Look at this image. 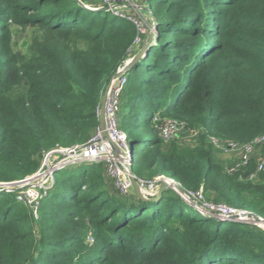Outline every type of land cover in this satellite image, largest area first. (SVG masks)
I'll return each mask as SVG.
<instances>
[{
	"label": "trees",
	"instance_id": "1",
	"mask_svg": "<svg viewBox=\"0 0 264 264\" xmlns=\"http://www.w3.org/2000/svg\"><path fill=\"white\" fill-rule=\"evenodd\" d=\"M143 1L155 41L127 72L120 113L135 176L162 174L264 220V173L247 178L255 160L229 175L211 146L166 150L150 127L159 114L226 142L264 135V0ZM82 3L0 0L1 185L32 177L55 149L86 145L100 126L104 87L138 31ZM11 25L38 30L26 54L11 49ZM103 170L84 162L59 171L38 219L16 192L0 191V264H264L262 229L205 217L176 192L123 199L107 190ZM80 212L94 224L87 249Z\"/></svg>",
	"mask_w": 264,
	"mask_h": 264
},
{
	"label": "built area",
	"instance_id": "2",
	"mask_svg": "<svg viewBox=\"0 0 264 264\" xmlns=\"http://www.w3.org/2000/svg\"><path fill=\"white\" fill-rule=\"evenodd\" d=\"M99 1L101 5L99 9H93L94 11L106 9L112 11L117 16L129 20L123 13L116 12L112 8L111 0ZM86 8L91 7L86 6ZM140 41V36H138L135 45L139 44ZM131 62L132 60L126 66L120 68L118 73L104 87L102 96V99L105 98L104 129L101 130L99 126L94 137L84 146L68 149L58 148L46 154L41 168L33 175L35 176L33 179L39 176L41 177V181L46 183L54 182L56 173L65 168L84 162H101L105 165L106 176L115 181V186L121 193H127L135 187L139 191H148L151 194L158 191L160 187L165 188V185L169 184L184 201L195 205L205 217L216 215L224 221H230L235 218L239 222L254 220V214L248 211L238 210L225 203H208L203 190L198 193L185 191L179 183L163 176L157 177L150 182H145L135 176L133 172L134 157L132 149L127 133L120 127L123 95L128 83V71L126 69ZM101 107L102 100L97 108L98 117L101 114ZM158 135L165 148L170 146L171 143H177L181 147L193 148L211 146L216 153L226 152L230 154L234 161L225 169V172L229 175L245 173L252 160H255L256 167L247 176L248 180L257 182L260 180V175L264 173V135L253 139L249 143L226 142L207 134L204 128L191 127L184 121L169 118L158 126ZM51 156L55 157L53 162H49ZM16 198L19 203L28 209L32 208L27 204L26 198L21 196L20 193H16ZM31 210L33 211V215L34 212L36 214L34 208Z\"/></svg>",
	"mask_w": 264,
	"mask_h": 264
},
{
	"label": "rangeland",
	"instance_id": "3",
	"mask_svg": "<svg viewBox=\"0 0 264 264\" xmlns=\"http://www.w3.org/2000/svg\"><path fill=\"white\" fill-rule=\"evenodd\" d=\"M84 7H91L88 9H99L100 1L99 0H84V3H82ZM112 8L116 12L123 13L125 16L129 18V20L134 23L135 27L138 29V36H140V43L135 45L133 50L130 53V57L125 63V66L128 62H130L135 56H137L145 47L147 48L150 44H152L155 41V35H156V22L153 18L152 12L145 6L144 1L143 3H139L138 0H111ZM144 32V33H143ZM38 35V30L36 28L31 27H17L15 25H11L10 27V46L11 49L14 52L24 53L29 49V43L36 38ZM152 35V40H150V37ZM145 48V51H146ZM166 119V117L160 116L159 114H156L153 118V121L150 125L151 129L158 135V126H160ZM173 143L168 146L166 150H169L172 147ZM139 152H142V150H139ZM216 161L219 163L224 169H226L231 163H233V158L230 156V154L226 152H217L215 153ZM45 159V158H44ZM55 157L51 156L49 158V162H53ZM44 161V160H43ZM137 161V160H136ZM43 163V162H42ZM135 163V160H134ZM64 170V169H63ZM59 173H56V176H58ZM166 177L162 174L156 175L152 178H141L143 181H153L157 177ZM32 176L27 179V182L25 184L21 185H15L10 187V191L18 192L21 196H24L26 198L27 204L32 207L31 209L36 210V214L34 212L35 218L38 219L39 217V208L42 202H44L52 193V190L55 187V182H44L41 181V177L37 176L33 179ZM168 178V177H166ZM32 179V180H31ZM103 179H104V185L106 186L107 190L112 193L116 194L119 197L126 199V200H142V201H151L152 199H156L159 195V192L163 189V187H160L158 191H155L153 193H149L148 191L142 192L138 189H135L133 187L129 192L127 193H121L117 187L115 186V181L109 177L106 176L104 170H103ZM165 191L163 192V195L165 193L170 192H176L175 189L167 184L165 185ZM209 197V198H208ZM206 195V201L208 203L212 204H218L216 203V196L212 195L209 196ZM37 208V209H36ZM30 209V208H29ZM30 209V210H31ZM32 211V210H31ZM33 212V211H32ZM210 218L221 220L220 217H217L216 215H210ZM78 222L81 224V227L83 229V237H84V244L82 245L83 249H87V247H92L95 243V238L93 236L94 233V224L90 222L89 215L87 212H80V216L77 218ZM236 223L241 224H248L252 225L253 227L262 229L264 231V224L261 222H258L256 220H245L244 222H239L236 220H230Z\"/></svg>",
	"mask_w": 264,
	"mask_h": 264
},
{
	"label": "water",
	"instance_id": "4",
	"mask_svg": "<svg viewBox=\"0 0 264 264\" xmlns=\"http://www.w3.org/2000/svg\"><path fill=\"white\" fill-rule=\"evenodd\" d=\"M104 10H106V9H103V11ZM156 29H157V27H156ZM152 38L153 37L151 35L149 41H151ZM145 48L137 56H135L132 59V62L128 65V67L126 69L127 71H129L136 64V62L143 56V54L145 53ZM99 121H100V128H101V130H103L104 129V126H105V98L102 99V107H101V114H100V117H99ZM25 182H26V180L21 181V182H16V183L8 184V185H3V184L1 185L0 184V191L1 192L9 191V188L10 187L15 186V185H21V184H24ZM164 191H165V189L163 188L159 192V195L157 196V198L156 199H152L151 201H159V200H161ZM181 191L184 192L183 190H181ZM253 219L264 224V220H262L261 218L257 217L256 215H253ZM231 220H236V219L233 218Z\"/></svg>",
	"mask_w": 264,
	"mask_h": 264
}]
</instances>
